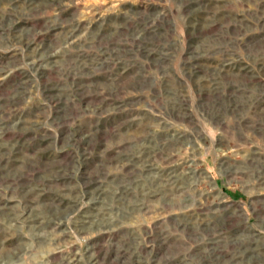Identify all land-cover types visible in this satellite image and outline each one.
Here are the masks:
<instances>
[{"label":"rangeland","instance_id":"1","mask_svg":"<svg viewBox=\"0 0 264 264\" xmlns=\"http://www.w3.org/2000/svg\"><path fill=\"white\" fill-rule=\"evenodd\" d=\"M0 264H264V0H0Z\"/></svg>","mask_w":264,"mask_h":264}]
</instances>
